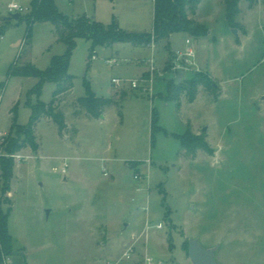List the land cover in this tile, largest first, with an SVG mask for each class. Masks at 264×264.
<instances>
[{"label": "rangeland", "instance_id": "rangeland-1", "mask_svg": "<svg viewBox=\"0 0 264 264\" xmlns=\"http://www.w3.org/2000/svg\"><path fill=\"white\" fill-rule=\"evenodd\" d=\"M30 1L0 0V14H8L9 3L26 8ZM221 1L202 2L200 23L207 34L196 40L176 32L175 51L168 39L149 46L116 42L96 46L88 64L92 42L77 39L69 67L74 86L57 105L65 112L64 135L44 116L35 128L36 150L0 151L15 165L6 193L0 177V207L10 208L13 250L21 252L3 264H149L146 257L151 264H193L189 238L205 248L218 246L222 264H264V5L248 10L240 2L237 44ZM55 2L69 18L87 15L127 31L154 26V0ZM8 22L13 27L0 40V144L18 130L11 126L14 104L17 123L24 125L30 104L38 101L30 92L37 79L8 76L10 65L32 59L45 69L66 48L50 21L34 23L29 38L26 21ZM183 35L195 41L199 70L174 66L177 50L187 48ZM19 40L21 46H14ZM146 68L150 81L131 87L127 81L141 80ZM201 72L215 78L221 93L214 97L201 88L194 103L183 98L179 108L169 87ZM113 78L125 81L116 85ZM88 84L98 97L117 101L100 117L87 118L75 105ZM56 87L46 82L39 99L49 104ZM154 109L162 129L153 134ZM187 131L209 151L197 148L191 155L182 147L175 134Z\"/></svg>", "mask_w": 264, "mask_h": 264}, {"label": "trees", "instance_id": "trees-1", "mask_svg": "<svg viewBox=\"0 0 264 264\" xmlns=\"http://www.w3.org/2000/svg\"><path fill=\"white\" fill-rule=\"evenodd\" d=\"M202 0H154L155 16L154 26L151 32L127 31L121 28L116 22L105 26L102 23L88 17L87 15L78 18H69L59 11L55 0H31L29 12L21 14L20 21L27 23V37L32 36L33 25L36 22L50 21L55 25L57 41L66 45L62 54L54 55L51 58L50 65L45 69L38 68L34 63L28 62L18 64L13 62L8 70V76L35 77L37 83L30 91L38 98L36 103L30 104L32 113L27 124L17 123L16 108L13 107L12 124L13 128H18L16 135L11 139H4L0 144V151L15 154L26 147L33 150L37 148L36 125L40 118L46 116L56 123L60 135H64L68 129L65 112L58 107L60 97L72 91L74 76L69 73V67L73 52L77 46V39L84 37L92 42V53L96 46L111 45L116 42H129L134 45H151L162 39H169L175 32L191 33L195 38L207 34L208 29L202 23L195 20L192 15L195 14L199 3ZM250 8H253L257 0H247ZM241 0H225L226 18L231 27L238 26L235 16L241 12ZM264 2V0H263ZM10 23L4 22L0 27V40L9 28ZM46 82H55L56 89L53 92V98L49 104L44 103L39 98L42 88ZM217 97L221 93V88L216 81L205 72H201L194 78L185 80L175 86L169 87V97L177 102L179 108L182 107V99L188 102H194L199 95L200 89ZM126 95L125 92L122 93ZM122 95V96H123ZM75 105L78 111L83 112L88 118L100 117L106 108L114 105L117 101L113 98L98 97L91 89L86 86V95L75 98ZM158 115L155 109L152 114V133L160 131L162 128L158 125ZM75 133L77 129L74 128ZM180 140L182 147L186 148L191 155H195L197 148H209L202 139H194L187 131L184 134H175ZM14 162L10 158L0 157L1 179L3 185L2 192L6 193L10 188V180L14 172ZM134 166V165H133ZM9 201V200H8ZM10 208L2 210L0 207V264H3L4 258L13 253L14 239L9 232L8 219ZM173 248L171 243L170 249Z\"/></svg>", "mask_w": 264, "mask_h": 264}, {"label": "built area", "instance_id": "built-area-1", "mask_svg": "<svg viewBox=\"0 0 264 264\" xmlns=\"http://www.w3.org/2000/svg\"><path fill=\"white\" fill-rule=\"evenodd\" d=\"M7 9H8V13L19 12L21 14V13L29 12V7L24 8L23 6H21L20 4L16 2L9 3L7 6ZM185 43L187 44V48L184 51H181V50L177 51V56H176L175 65H174L175 68L181 69V70H192V69L199 70V66L197 65L196 60H195L196 49L194 47L193 40L187 37L185 38ZM95 57L96 55L94 54L92 58H95ZM150 64H151V69H154L155 63H154L153 58L150 60ZM124 81L125 80L121 78L112 79V82L116 85H120ZM140 81L148 82L150 81V79L142 76L141 80L134 79V80H128L127 82L130 83L131 87L137 88L140 85ZM66 167H67V163L64 162V167L62 168L63 173L66 172ZM141 177L142 176L140 174L136 175V178H141ZM158 227L161 228L162 224H159ZM133 251H134V246L131 245L125 251L124 256L129 258ZM146 261L147 263L151 264L152 258L146 257Z\"/></svg>", "mask_w": 264, "mask_h": 264}, {"label": "water", "instance_id": "water-1", "mask_svg": "<svg viewBox=\"0 0 264 264\" xmlns=\"http://www.w3.org/2000/svg\"><path fill=\"white\" fill-rule=\"evenodd\" d=\"M21 14L19 12L8 13L4 19L6 20H19ZM234 34L238 35V29H233ZM264 101V95L261 97ZM208 127H204L203 131H207ZM218 246L205 248L198 238H189V258L193 264H222L216 259ZM20 251H13V254H19Z\"/></svg>", "mask_w": 264, "mask_h": 264}, {"label": "crops", "instance_id": "crops-1", "mask_svg": "<svg viewBox=\"0 0 264 264\" xmlns=\"http://www.w3.org/2000/svg\"><path fill=\"white\" fill-rule=\"evenodd\" d=\"M204 0H202L200 3H199V5H198V8H197V10H196V12H195V14L194 15H192V17L195 19V20H197L198 22H200V6H201V4H202V2H203ZM221 1V0H220ZM241 1H246V3H247V9L248 10H253V9H255L256 8V6H257V4L260 2V3H262L263 5H264V3H263V0H257V2H256V4H255V6L253 7V8H250L249 6H248V1L247 0H241ZM221 2H223V3H225V0H222ZM30 4H31V1H30ZM30 6V5H29ZM8 15V14H7ZM7 15H1L0 14V24L2 25L4 22H6V21H11V20H6V19H4L5 18V16H7ZM54 25V24H53ZM11 26V27H10ZM10 26H9V28L8 29H10V28H12L13 27V25L12 24H10ZM121 27V26H120ZM246 27V26H245ZM121 28H123V27H121ZM231 28H233V27H231ZM7 29V30H8ZM6 30V31H7ZM126 30V29H125ZM152 31V29L150 30V31H137V32H151ZM6 33V32H5ZM176 33V32H175ZM175 33H173L171 36H170V38L168 39V46H170V48H171V51H175L174 49H173V47H172V41H173V36L175 35ZM181 34H182V32H180ZM243 35L244 36H247L248 35V29L247 28H245V30H244V32H243ZM4 36V35H3ZM2 36V37H3ZM185 38H187V36L186 35H183V40L185 41ZM236 43L237 44H241V42H242V40H241V38H240V35H237L236 36ZM56 39H57V36H56ZM197 39H199V38H196V40ZM193 40V43L195 42L194 41V39H192ZM23 43V41L22 40H19L18 42H16L15 44H14V46H21V44ZM156 45V44H155ZM181 48H183V47H181ZM178 51V50H177ZM53 57V56H52ZM51 57V58H52ZM28 60V59H27ZM51 61V60H50ZM28 62H31V63H33L34 61L32 60V59H30V60H28ZM201 68H203L204 70H206L207 71V69L205 68V67H203V66H200ZM148 70H147V68L144 70V71H142L140 74L142 75V76H144L145 75V73L147 72ZM209 74V73H208ZM209 76H210V74H209ZM211 78H213V79H215L214 77H212V76H210ZM200 92H201V89H200ZM200 92H199V94H200ZM199 96V95H198ZM198 96H197V98H198ZM197 98H196V100H197ZM195 100V101H196ZM194 101V102H195ZM194 102H188V103H190V104H192V103H194ZM16 104V103H15ZM15 104H14V106L13 107H15ZM12 107V108H13ZM182 107H183V99H182ZM12 108H11V110H12ZM10 114H12L11 113V111H10ZM85 115V114H84ZM85 117H87L86 115H85ZM88 118V117H87ZM12 124V123H11ZM0 177H1V167H0Z\"/></svg>", "mask_w": 264, "mask_h": 264}]
</instances>
